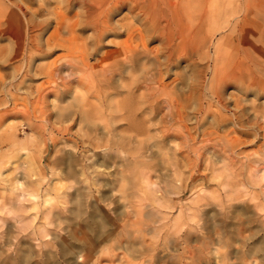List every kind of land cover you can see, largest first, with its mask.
I'll list each match as a JSON object with an SVG mask.
<instances>
[{"label":"rangeland","instance_id":"374dc122","mask_svg":"<svg viewBox=\"0 0 264 264\" xmlns=\"http://www.w3.org/2000/svg\"><path fill=\"white\" fill-rule=\"evenodd\" d=\"M4 2L5 6H0V264H9L8 261L13 258L14 261H21L22 254L26 264H230L229 239L223 237L227 241L224 247L217 242V237H214L215 221L221 219L224 230H227L230 226L235 228L238 219L256 209L264 213V182H261L264 181V165H260L264 164V86L259 89L253 85L255 89L246 85L243 79L231 72L236 59L214 54L218 45L223 52L228 51L231 55L230 44L226 43L227 30L215 31L212 28L207 32L212 8L219 3L210 1L205 4V0H199L201 11L206 14L202 32L195 29L187 34V38H194H191L193 41L204 37L202 45L205 49L199 42L194 43L196 48L191 50L190 56L173 59L167 72H164L165 66H161L167 92L159 100L166 98L175 104L168 106L166 102L162 103L158 108H151L152 112L147 103L144 106L138 98H134L132 111H122L133 113V119L127 125L119 123L124 120L118 121L114 130L123 134L137 132V140L132 145L120 147L122 151H118L111 145L110 148L104 144L95 145L84 135L83 124L70 120V103H74V95L84 94L89 103L97 101L95 91L85 88L87 85L84 84L89 85V81L84 78L79 84H74L77 77L68 75L69 69L64 65L70 60V22L74 19L83 22L85 18L80 2ZM133 3L134 0H128L119 3L117 6L120 8L115 6L109 17L112 30L103 36L104 45L97 54H90L91 28L88 25L77 28L78 43L87 47L89 52L88 63H99L98 59L107 50L116 48L115 41L123 40L124 35H113L114 30L120 29L117 25L131 21L133 27H142L144 19L134 17L137 9ZM242 13H239L240 17ZM190 14L189 11L182 12L183 23L195 25L197 20L190 19ZM32 23L36 27L34 24L31 26ZM57 34L67 38L68 49L63 45L46 44L48 37ZM152 35L147 37V46L158 49L162 60L165 54L162 38L158 33ZM31 42L39 45L41 50L31 47L26 52ZM217 56L225 58L231 76L218 82L213 79L212 62ZM55 58L56 65L63 72L55 76L50 85L65 81L66 88H71V92L45 93V68ZM260 67L251 65L252 75L261 76ZM180 70L184 72L180 73ZM174 86L179 91L183 89L179 100L171 93ZM141 88L136 94L146 92L143 86ZM213 92L221 93L219 97L222 99ZM121 94L118 98L124 99L125 93ZM61 108L62 114L59 113ZM159 115L166 119L172 116L170 119L173 120L162 124ZM136 124L140 128L135 132L132 128ZM169 126L168 131L166 127ZM151 141L150 149L154 157L140 156L138 151L145 150L144 146ZM109 151L112 155L116 152L118 158L115 155L114 158L105 156ZM250 152H255V155L250 156ZM255 203L257 207L252 206ZM234 210L236 214H232ZM81 213L84 215L81 216ZM111 218L113 221L109 220ZM249 240L250 244L258 240L260 248L264 247V237H251ZM260 253L264 250H259L257 254L260 256ZM2 258L6 262L3 263Z\"/></svg>","mask_w":264,"mask_h":264},{"label":"bare ground","instance_id":"6f19581e","mask_svg":"<svg viewBox=\"0 0 264 264\" xmlns=\"http://www.w3.org/2000/svg\"><path fill=\"white\" fill-rule=\"evenodd\" d=\"M74 1L78 2V4L80 2V4L82 5L83 14H84L85 18H84L83 22H81L77 19H74L72 22H70V28H69L70 29V31H69V33H70L69 34L70 35V60H67V62L65 61L66 63H64V65H66L67 68L69 69L68 75L70 74V76H76L77 77V79H76L77 81H74V84L76 82H77L76 84H79L84 78L89 81V85L87 83L84 84V85H87V86H85V88L87 90H89V88H91L95 91L97 101H96V103H89L87 98L84 96V94L79 93L78 95H74V97H73L74 103L73 102L70 103V120H72V122H75L76 120H78L79 124L80 123L83 124V126L85 128L84 135H86V138L89 141L94 142L95 145H103L104 144L108 148H110V145H111L112 149L118 148V151H122V149L120 147H123L126 144H128V146H129V145H132V143L136 142V140H137L135 137V135H137L136 131H139L138 129L140 128V126L138 124H136V125H133V128H132V130L134 129L136 133H133V132L130 134H123L121 132L115 133L114 129L116 128V126L119 123H124L127 125L128 121L133 119V116H134L133 113L132 114L128 113L129 114V116H128L127 113L125 114L122 111L125 110V111L129 112L131 110L132 102H133L134 98H138V101L141 102L142 104H144V106H146L148 104V106H150V108H149L150 110H151V108H158L160 106V104L165 103V102L168 104V106H170L174 103V102L171 103V100L166 99V98L165 99L162 98L161 100H159V97L163 94H166V92H167V91H165V87H166V85L164 83L165 81L164 82L162 81L163 76H161V69H162L161 66L162 65L165 66L164 72H167L168 70H166V69L172 63L173 59H180L183 56H187L191 53V50L193 48H196L195 46H193L194 43L199 42L201 44L200 45L201 47L205 46V45L204 46L202 45L204 37L203 38L200 37L199 40L193 41L191 39L193 37L190 36L191 38H187V34H188V32H191L195 29H197V31L199 33L202 32L203 22L205 20L206 14L204 11H201V7L198 4L199 0H187V1H185V0H134L133 7L135 9H137V12L134 14V17L136 19H144L142 22V27L141 28H138L135 26L133 27V25L131 24V21H124L121 24L118 23L119 25H117V28L119 27L120 29L118 31L114 30L113 35H115V37L124 35L123 40L115 41V45H116L115 47L116 48L115 49L111 48V49L107 50L104 53V55L102 54L103 56H101V58L98 59L99 63H97L98 62L97 61L95 64L91 65L90 63H88L89 52H87L88 51V49H86L87 47H85L84 45L82 46L78 43V34L76 33L77 28L81 29L82 25H88V27L91 28L93 39L91 41L92 49L90 51V54H97V51L99 50V48L104 45L102 42L103 36L110 33V31L112 30L113 26L110 22L111 20H109L111 12H113V9L119 3H122V2H125L128 0H74ZM210 1L211 2L217 1L219 4H217L218 8L217 7L212 8L211 15L210 16L208 15L209 18L211 17V20L207 21V22H209L208 23L209 28L207 29V32H209V30H211L212 28L215 31L227 30L228 33L226 34V43L230 44V49H231V51H230L231 55H229L228 51L223 52L221 47L216 45L214 48V54L215 55H222L225 57L230 56L231 59H236V61H237L236 65H235L236 69L232 67L233 70L231 71V72H233V75L240 78V79H243L246 82V85H248V86L255 85V86H258L259 89H261L262 86H264V77H262V76H264V0H205V4H206V2L210 3ZM200 4H201V2H200ZM0 6H5L4 0H0ZM17 7H19V9H20V6H17ZM118 8H120V7H118ZM210 8H211V6H210ZM187 11H189L191 13L190 19L193 18V19L197 20V22H195V25L191 24V23H186V24L183 23L182 12H187ZM241 11H243V13L241 14V17H240L239 13ZM195 13H197V14H195ZM33 24L34 23H32L31 26ZM27 25H29V21H28ZM33 26L36 27L35 24ZM155 33H158L161 36L162 45H163L162 47L165 49V54L163 55L162 60L160 59V54L158 52L159 51L158 49L149 48L147 46V37L150 35L153 36L152 34H155ZM205 36H206V34H205ZM66 40H67V38L66 39L63 38L60 34L51 35L50 37L47 38L46 44L47 45H50V44L63 45L68 49L66 42H65ZM209 42H210V40H209ZM220 42H221V40H220ZM31 47H34L37 50H41L39 45H34V43L31 42L30 45L28 46V48L26 49V52H28L27 50L30 49ZM200 48H197V49H199V51H200ZM204 49H205V47H204ZM195 53L198 54V52H195ZM65 56H67V55H65ZM201 56H203V58H204V55H201ZM184 58H186V57H184ZM224 61H225V58H220V56L214 57V61L212 60V62L214 63V67H213L214 77H213V79L216 82L220 81L223 78L226 79L227 77L230 76L228 66L226 65V62H224ZM56 62H57V58L53 59L48 64L47 68H45L46 69L45 70L46 87L44 88L45 93L50 92V91H56V92L59 91L62 93H65L67 91L71 92L72 91L71 88H70V90L66 88L67 85H66L65 81L62 83L57 82V83L50 85V83L54 80V77L58 76L59 73H61V71H62L56 65ZM92 63H94V62H92ZM251 65L261 66L260 70L262 72L261 73L262 75L258 76V77L252 75L251 70H250ZM211 69H212V67H211ZM235 70H236V72H235ZM182 71L180 73L184 72V71L183 72ZM179 76L181 77V74H179ZM177 78H179V77H177ZM181 79H183V78H181ZM210 79H209V81H210ZM231 80H233V79H231ZM185 83H186V80H185ZM72 84H73V82H72ZM142 86L144 87V89H146V92L141 91L143 93L140 92V94H136L137 89L139 90ZM216 86H218V85H216ZM75 87H76V85H75ZM179 87L181 88V86H179ZM253 88H255V87L253 86ZM211 89H212V87H211ZM218 89H219V87H218ZM244 89H245V87H244ZM172 90L173 91L171 93L174 94L173 96H175V98L179 100L180 91L183 89L181 88V90L179 91L178 88L176 86H174V88ZM245 90H247V89H245ZM248 90H249V88H248ZM190 92L189 93L187 92V94L189 95ZM121 93L122 94L125 93L124 99L118 98V96ZM213 93H216V92H213ZM184 94L186 95V93H184ZM255 94H256V92H255ZM219 95H222V94L219 93ZM219 95L216 93V96L218 98L222 99L221 97H219ZM40 96L41 95H39V97ZM166 97H168V96H166ZM169 97H171V95ZM183 97H185V96H183ZM183 97H181V98H183ZM183 99H185V98H183ZM188 99H190V98H188ZM206 99L208 100V97ZM60 101H62V100H60ZM218 103H220V102H218ZM177 104H178V102H177ZM201 105H199V106L201 107ZM137 106H140V105H137ZM162 106H164V105H161V107ZM237 106H239V105H237ZM64 107L65 106H62V108H64ZM73 107H75V108H73ZM62 108L59 109L60 114H62V110H63ZM106 108H108L109 110L107 111ZM197 108H199V107H197ZM143 109L145 110V108H143ZM138 110H140V107ZM151 111L153 112V110H151ZM151 111H150V113H151ZM143 112H145V111H143ZM145 114H146V112H145ZM158 114L161 115V112L159 111ZM158 114H157V116H158ZM169 114H171V113H169ZM178 114H179V112H178ZM148 115H150V114H148ZM256 115H257V113H256ZM259 115H262V114H259ZM164 116H167V115H164ZM154 117H156V116H154ZM171 117L172 116H170V118ZM157 118L155 120H157ZM170 118L166 119V117H161V119H159V121L161 123L162 122L168 123V122H170V120H173ZM222 119H219V120L222 121ZM120 120H124L125 122H119L118 123V121H120ZM148 121H149V119H148ZM171 122H173V121H171ZM157 123H156V125L159 124V123L158 124ZM153 125H155V124H153ZM153 125H151V126H153ZM241 125H242V123H241ZM147 127H148V125H147ZM170 127L171 126L166 127L167 130ZM147 129L149 131V128H147ZM151 137H153V136H151ZM141 139H142V136H141ZM145 140H147V139H145ZM139 141H141V140H139ZM144 141H141V142H144ZM136 144H135V146H136ZM140 144H142V143H140ZM152 144H153V142L151 144L147 143V145L144 146V148H146L145 150L141 151L142 150L141 149L140 151H138L139 155L140 156L143 155L146 157H151V156L154 157V155H153L154 152L150 149V145H152ZM169 144H170V142H169ZM166 145H168V142ZM142 147L143 146H141V148ZM138 149H140V148L138 147ZM126 150H127V148H126ZM55 151H57V150H55ZM114 153H115L114 154L115 157H117L118 156L117 153L116 152H114ZM254 153L255 152H253V153L250 152V156H251V154H254ZM122 154L124 155V153H122ZM104 155L107 157L113 156V158H114V155H112V153L110 151L105 153ZM244 155H246V154H244ZM131 156H133L134 158L137 157L134 154H132ZM247 156H249V155H247ZM47 158H48V156H47ZM52 158H54V157H52ZM67 158L69 160V157H66V159ZM123 158H126V156L124 155ZM169 160H170V158H169ZM260 160H261V158H260ZM262 161H264V159H262ZM62 162H64V161H62ZM58 163H59V161H58ZM169 163H170V161H169ZM239 163H240V161H239ZM245 163H247V162H245ZM48 164H50V163H48ZM55 164H57V163H55ZM65 164H67V163H65ZM260 165H264V164H260ZM71 166L72 165L70 162V167ZM173 166L174 165H171V167H173ZM256 166L257 165H255V167ZM68 167H69V165H68ZM262 167H264V166H262ZM54 168H55V165H54ZM243 168H244V164H243ZM245 168H247L246 165H245ZM85 171H86V169H85ZM171 172H173V171H171ZM63 174H64V172H63ZM66 174H67V172H66ZM14 177H16V176H14ZM72 178H74V177H72ZM248 178H250V177H248ZM121 179L122 178H120V180ZM72 181H73V179H72ZM253 181H254V179H253ZM74 182H76V181H74ZM261 182H264V181H261ZM150 183H151V181H150ZM245 183H244V185H245ZM248 184H250V183H248ZM262 184H264V183H262ZM117 185H118V187L121 186V185L119 186V184H117ZM126 185H128V184H126ZM13 187H14V185H13ZM129 187H130V185H129ZM125 188H128V187L126 186ZM58 189L59 188H57V190ZM72 189H73V187H72ZM81 190H83V189H81ZM22 192H24V191H22ZM231 197L233 198V196H231ZM236 198H237V196H236ZM127 199H131V197L130 198L128 197ZM155 200H156V198H155ZM163 200H164V198H163ZM64 201H65V199H64ZM72 201H74V200H72ZM134 201H135V199H134ZM135 203H133V204H135ZM136 205H138V204H136ZM252 206L257 207V204L255 203ZM262 206H264V205H262ZM140 207H138V208H140ZM241 207H243V206H240V208ZM246 207H248V206H246ZM230 208H232V207H230ZM233 208H235V207H233ZM49 209H51V208H49ZM262 209H264V208H262ZM237 211H239V210H237ZM242 211H244V210H242ZM261 211H262L261 209H258V210L256 209L254 212L250 213V215L248 214L249 216L247 215L245 217H243L238 212L240 214V216H242L243 218L241 217V219H238L239 221L237 220L238 225L235 222H233L232 219L230 218L231 221L233 223H235L237 226L235 228H232L234 226H230V228H227V230H224V228L222 226L221 219H218L215 221L214 237H217V242L220 243V245L222 247H224L227 244L226 243L227 241H225L223 237H228V239H229L228 242H229V245L231 248L230 253H231V259H232V262L230 264H264V253H262V254L260 253V256H259V254H257L259 250H264V249H262L264 247L260 248V245L257 243L260 238L257 240V242L255 244H250V240H249L251 237L252 238L253 237H256V238L257 237H264V213H262ZM233 212H232V214H236L235 210ZM82 214L83 213H81V216H82ZM251 214H254V216H251ZM89 215L91 216L92 214H89ZM231 216H233V215H231ZM95 217H98V216H95ZM234 219H235V217H234ZM109 220L113 221L112 218ZM123 221L126 222L125 220H123ZM100 222L103 223L102 221H100ZM114 223H115V221H114ZM122 224H123V222H122ZM101 226H103V225H101ZM134 228L138 229L140 227L135 226ZM101 229H103V228H101ZM115 229H113V230L115 231ZM151 230H152V228H151ZM137 231H139V230H137ZM134 232H135V230H134ZM121 235L119 237H121ZM136 235H138V234H136ZM136 235H135V237H136ZM97 236L99 237L100 235H97ZM106 236H108V235H106ZM116 236H117V234H116ZM260 241H261V239H260ZM134 242H136V241H134ZM262 242H264V241H262ZM90 243H91V241H90ZM99 243H101V242H99ZM127 243H128V241H127ZM127 243L126 244L123 243V244L128 245V244H131L132 242L128 243V244ZM119 245H121V244H119ZM135 245L136 244H134V246ZM115 246H117V245L115 244ZM129 246H127V247H129ZM17 247L18 246H16V248ZM92 247H93V245H92ZM121 247H123V246H121ZM19 248H20V246H19ZM135 248H136V246H135ZM138 248L140 249V246ZM94 249H96V247ZM122 249L124 250V248H122ZM68 250H70V248ZM126 250H129V249L126 248ZM136 250H137V248H136ZM133 251H134V249H133ZM14 253H16V252H14ZM135 255H136V253H135ZM13 256L15 257V255H13ZM21 256L23 257V259H21V261H20V259H18V261H14L15 258H13V259H11V262L8 261V263L9 264H26V259H24V255L22 254ZM129 257H131V256H129ZM10 258H12V255ZM87 258H89V257H87ZM12 260L14 261V263L12 262ZM2 262L4 263L6 261H4V259H3ZM218 262L220 263V261H218ZM4 264H7V263H4Z\"/></svg>","mask_w":264,"mask_h":264}]
</instances>
